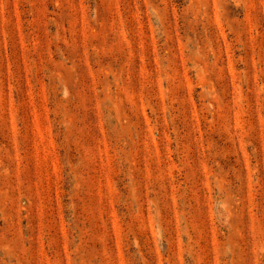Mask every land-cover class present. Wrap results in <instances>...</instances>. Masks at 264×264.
<instances>
[{"label": "rangeland", "instance_id": "rangeland-1", "mask_svg": "<svg viewBox=\"0 0 264 264\" xmlns=\"http://www.w3.org/2000/svg\"><path fill=\"white\" fill-rule=\"evenodd\" d=\"M0 264H264V0H0Z\"/></svg>", "mask_w": 264, "mask_h": 264}]
</instances>
